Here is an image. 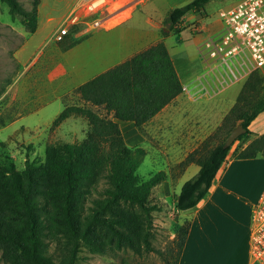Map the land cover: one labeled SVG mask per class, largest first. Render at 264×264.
I'll list each match as a JSON object with an SVG mask.
<instances>
[{
    "label": "trees",
    "instance_id": "trees-1",
    "mask_svg": "<svg viewBox=\"0 0 264 264\" xmlns=\"http://www.w3.org/2000/svg\"><path fill=\"white\" fill-rule=\"evenodd\" d=\"M1 1L12 16L21 17L29 32L36 31L40 0L31 10L19 0ZM209 1L191 0L171 9L165 20L168 28L173 30L184 15ZM255 70L224 117L223 125L230 124L227 136L213 145L205 141L186 157L185 164L196 162L199 170L176 194L178 210L196 207L210 191L231 149L224 144L232 130L241 124L246 130L238 139L252 134L251 122L264 111V79ZM183 89L164 41L81 84L76 92L85 102L66 105L54 124L70 116L84 117L88 122L84 138L48 143L45 160L27 158L22 169L12 159L0 165L1 258L9 264H78L82 246L99 253L155 251L153 211L159 207L150 198L167 173L162 169L147 179L139 176L137 169L147 151L142 145L127 144L119 120L134 121L141 130ZM258 155L264 156V134L234 157ZM189 226L180 227L174 264Z\"/></svg>",
    "mask_w": 264,
    "mask_h": 264
},
{
    "label": "rangeland",
    "instance_id": "rangeland-1",
    "mask_svg": "<svg viewBox=\"0 0 264 264\" xmlns=\"http://www.w3.org/2000/svg\"><path fill=\"white\" fill-rule=\"evenodd\" d=\"M19 1L26 10H31L35 3V0ZM65 1L67 0H43L45 11L50 12L56 19L55 26L52 30L49 29L52 39L49 44L53 45L42 47L33 54L36 48L30 43L24 51L26 60L22 61L18 58L17 51L32 33L22 23L21 17L12 16L8 5L0 0V165L12 159L17 167L22 169L27 158L37 162L44 161L48 143L84 138L87 121L82 117H71L62 123L54 124L64 109L65 101L70 104L79 101L78 95L70 90L128 55L138 45L137 33L150 35L154 28L145 16L154 20L161 16L160 26L154 33L165 36L172 33L167 41L175 50L194 38L191 30L186 29L182 33V41H179V35L175 32L182 29L181 24L170 30L165 22L168 11L191 0H119L116 2L119 8L128 4L132 5L121 14L125 18L133 16L129 21L111 30L96 29L89 38L72 50L60 51L54 44L63 48L70 38L57 42L53 38V31L58 21L68 12V9H65L67 8ZM238 1L240 0H211L198 15H201L203 24L222 22L223 18L219 11ZM115 10L111 9V12ZM83 11L90 15L88 8H84ZM44 24L43 22L42 26ZM207 37V34L203 33V40ZM53 52L58 53L55 56ZM195 55L199 57L201 55L198 48ZM53 56L55 61L54 59L49 61V58ZM239 60L250 63L247 55L239 57ZM48 62H51L50 73ZM237 65L239 64L232 62L234 69ZM207 68L203 67L202 71ZM226 70L230 75L228 66ZM255 71L264 79V66ZM48 74L50 75L46 80ZM223 74L228 77L224 72ZM245 80L243 77L232 81V85L223 91L225 100L229 103L230 99L235 101ZM222 87L219 84V88ZM261 93L264 94V89ZM92 108L103 112L100 107L92 106ZM224 117L202 141L194 137L183 138L179 130L174 133L171 127L167 128L169 130L159 131L158 122L144 125L141 130L138 128L145 136V140L139 145L145 147L147 151L137 169L139 176L147 179L162 169L167 173L166 179L153 189L150 198V203H155L159 207L153 211L154 238L152 240L156 250L143 254H136L130 249L99 253L90 250L87 246H82L78 264H174L179 253L178 233L180 227L188 225L189 216H185L176 208L175 188L168 193L165 192L166 182L170 180L179 192L183 183L198 172L199 167H196V162H192L194 164L187 169L190 164L187 165L184 161L194 149L203 147L205 141L213 145L227 136L230 124L223 125ZM239 122L236 121V125ZM123 130L125 141H129L132 137L128 135L126 129L123 128ZM254 134L237 138L231 146L229 156L232 157L245 148L256 137ZM210 135L212 136L209 138ZM203 152L204 150H201L198 154ZM262 160L264 158L258 156V185L264 183ZM0 264H9L1 258V253Z\"/></svg>",
    "mask_w": 264,
    "mask_h": 264
},
{
    "label": "crops",
    "instance_id": "crops-1",
    "mask_svg": "<svg viewBox=\"0 0 264 264\" xmlns=\"http://www.w3.org/2000/svg\"><path fill=\"white\" fill-rule=\"evenodd\" d=\"M79 1L80 0L65 1L67 4V8L65 9H68V12L63 18L77 6ZM131 7L132 5L128 4L122 8L116 9L109 18L103 20L99 26L89 24L92 20V16H88L87 12H84L82 9L80 13L85 20L76 25H72L69 33L62 40H56L54 33L58 29L60 21L63 19L61 18L53 31V38L57 42H62L68 38L70 39L65 42L63 48H59L56 44L54 45L60 51L65 52L72 50L89 38L96 29L111 30L129 21L133 16L130 15L131 18L127 17L119 22H115L124 11H127ZM201 11V9L198 11H190L181 19L179 24H181L182 29L179 34V41H182V33L186 29L191 30L194 38H192L188 44L181 46V48L180 46H176L180 48L177 50L167 41L172 33L167 36L154 33L160 26L159 18L161 16H159L157 20L145 16L148 22L153 26V32L150 33V35H140L137 33L138 45L134 47L128 55L106 69L108 70L130 59L138 52L149 48L159 41H164L169 49L184 89L145 125L158 122L159 131L171 127V131L174 133L179 130V134H183V138L191 139L194 137V139L199 141H202L212 129L220 124L222 118L236 102V100L230 99L229 103L224 98V89L231 86L233 82L230 81L225 85L222 84V79L224 78L223 69L219 68L214 73L208 71V68L202 71L203 67H208V64L216 61L215 59H210V57L206 55L203 46L204 42L207 38L223 32L225 29V22L222 20V22L216 21L203 24L201 15H198ZM38 12L39 19L36 31L31 32V39L27 38L24 45L17 51V56L22 61L26 60L24 59V51L30 43L31 45H35L36 48L33 54L42 47L46 48L49 45H53L49 44L52 40L50 30L55 26L56 19L50 12L45 11L43 0H40ZM43 22L45 23L44 26H42ZM141 26L143 27L144 25ZM203 33H206L208 36L204 40ZM197 48L201 54L200 57L195 55ZM57 53L58 52H53L55 56ZM55 56L50 57L49 61L53 59L55 61ZM48 64V72L50 73V71H52L50 66L51 62H48ZM49 75L50 74L46 75V80L47 77L49 78ZM85 82L86 81L83 83ZM81 84L70 90L78 95L79 101L75 103L79 104L85 102L80 98L79 93L76 92V89ZM219 84L223 87L219 88ZM68 104L70 103L65 101V106ZM71 117L81 116H70L68 118ZM119 123L123 134L124 126L127 130H131V135L127 132L128 135L132 137L129 141L126 140L129 145H138L145 140V136L140 132L134 121L119 120ZM250 130L255 133L254 136L264 134V111L251 122ZM258 156L261 157L262 155ZM258 156L254 158H236L228 154L227 160L219 170L206 196L196 207L182 211L185 216H189L190 226L178 264H264V262H256L251 252V232L254 226L252 210L264 186V183L258 185ZM262 157L264 158V156ZM193 164L194 163L188 165L187 169ZM261 164L264 166V160H262ZM195 165L197 168L199 167V165ZM166 184V193H168V191L170 192L173 188H175L176 194L178 193L177 187H174L170 180H168ZM174 200L176 199L174 198Z\"/></svg>",
    "mask_w": 264,
    "mask_h": 264
},
{
    "label": "built area",
    "instance_id": "built-area-1",
    "mask_svg": "<svg viewBox=\"0 0 264 264\" xmlns=\"http://www.w3.org/2000/svg\"><path fill=\"white\" fill-rule=\"evenodd\" d=\"M114 2L116 1L80 0L77 6L60 21L54 33L55 39L62 40L69 33L72 25L85 20L80 9L88 8L90 12L88 15L92 16L89 24L99 26L114 12H111ZM219 14L225 22V29L207 38L203 46L206 55L216 60L208 64V71L214 73L219 68L223 69L222 71L228 76L222 79V84L225 85L230 81L246 78L252 71L264 66V0H240L228 8L221 9ZM243 55L249 56V64L239 60ZM232 62L239 64L236 69L232 67ZM252 218L254 226L251 232V252L256 262L263 263L264 188L253 207Z\"/></svg>",
    "mask_w": 264,
    "mask_h": 264
},
{
    "label": "water",
    "instance_id": "water-1",
    "mask_svg": "<svg viewBox=\"0 0 264 264\" xmlns=\"http://www.w3.org/2000/svg\"><path fill=\"white\" fill-rule=\"evenodd\" d=\"M245 128L241 125L238 124L237 127H235L232 132L229 134L228 138L226 139V142L224 144L225 147H229L231 146L234 141L245 132Z\"/></svg>",
    "mask_w": 264,
    "mask_h": 264
},
{
    "label": "bare ground",
    "instance_id": "bare-ground-1",
    "mask_svg": "<svg viewBox=\"0 0 264 264\" xmlns=\"http://www.w3.org/2000/svg\"><path fill=\"white\" fill-rule=\"evenodd\" d=\"M119 0H117L116 2H118ZM116 2H114L113 3V5H112V7H111V9L113 10V9H115V8H117V7H119V6H116ZM125 12V11H124ZM122 13V12H121ZM121 13H119V14H121ZM118 15V14H117ZM117 15H114V16H117ZM113 17V16H112ZM125 18V16H120L119 18H117L116 20H115V22H119V21H121L122 19H124ZM124 129H126V127L124 126L123 127ZM127 130V129H126ZM127 132L130 134L131 133V130L130 129H128L127 130ZM131 135V134H130Z\"/></svg>",
    "mask_w": 264,
    "mask_h": 264
}]
</instances>
